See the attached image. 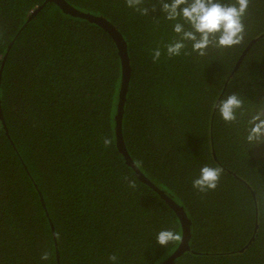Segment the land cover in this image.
<instances>
[{"label": "trees", "instance_id": "1", "mask_svg": "<svg viewBox=\"0 0 264 264\" xmlns=\"http://www.w3.org/2000/svg\"><path fill=\"white\" fill-rule=\"evenodd\" d=\"M65 1L107 20L126 44L125 147L189 219L190 249L171 264H264V141L245 140L248 116L264 110V0H251L240 45L201 57L185 41L190 55L155 64L151 50L180 39L159 6L143 17L124 0ZM45 2L0 0V264H109L112 254L118 264H162L183 230L117 144V45L99 25ZM231 92L246 115L226 123L213 103ZM204 165L222 174L200 193L192 180ZM164 228L180 237L167 247L155 240Z\"/></svg>", "mask_w": 264, "mask_h": 264}, {"label": "clouds", "instance_id": "2", "mask_svg": "<svg viewBox=\"0 0 264 264\" xmlns=\"http://www.w3.org/2000/svg\"><path fill=\"white\" fill-rule=\"evenodd\" d=\"M125 5L140 16L147 17L156 12L158 6L163 12V19L171 23L174 33L180 37L172 42L152 49L150 52L152 62L159 63L162 55L168 59L190 55L186 52L185 41H191L193 53L203 57L207 54L209 47L225 49L240 45L245 38L244 19L248 13L251 0H234L230 4H221L218 0H157L156 4L146 6L147 0H124ZM185 23L190 25L186 30ZM213 109L226 123L237 121V113L243 117L244 101L234 92L229 93L223 100L213 103ZM247 135L248 143H259L264 141V110H258L248 116ZM103 147L107 150L112 145L108 136L101 138ZM222 174L218 166L204 165L199 170V175L192 180V187L200 193L214 191ZM124 181L131 189L136 188L135 180L128 176ZM57 238L59 235L57 234ZM179 235L171 228H164L155 235V240L160 246L167 247L171 242L178 240ZM41 261L50 259L48 251H44L40 257ZM109 264H118V256L112 254L108 257Z\"/></svg>", "mask_w": 264, "mask_h": 264}, {"label": "water", "instance_id": "3", "mask_svg": "<svg viewBox=\"0 0 264 264\" xmlns=\"http://www.w3.org/2000/svg\"><path fill=\"white\" fill-rule=\"evenodd\" d=\"M49 1H53L55 4H57L62 10L67 12L68 14H71L76 17H80L82 19H85L88 22L95 23L102 27L106 32L109 33V35L112 37L114 42L117 45L118 48V54L121 59V65H122V84H121V91L119 95V103L117 108V116H116V140L117 144L126 159L127 163L134 169L136 176L139 180H141L143 183L147 184L149 187L154 189L156 192L159 193V195L170 205V207L176 212L180 219V223L182 226V239L181 243L179 244V247L176 249V251L171 254L170 257H168L162 264H171L173 261H175L180 255H182L185 251L190 249L189 246V239H190V228H189V219L187 218L184 209L169 195H167L165 192L157 188L135 165L133 160L130 158L127 149L125 147L123 137H122V119H123V113H124V102H125V96L128 90V79H129V72H130V66H129V58H128V52L126 44L119 33V31L113 26L111 23H109L107 20H105L102 17L95 16L90 13H85L82 11H79L72 7L70 4H68L65 0H46L45 4ZM44 4V5H45ZM43 5V6H44ZM42 8V6L37 10L39 11ZM35 11L32 16L36 14ZM1 72V71H0ZM44 205V204H43Z\"/></svg>", "mask_w": 264, "mask_h": 264}, {"label": "rangeland", "instance_id": "4", "mask_svg": "<svg viewBox=\"0 0 264 264\" xmlns=\"http://www.w3.org/2000/svg\"><path fill=\"white\" fill-rule=\"evenodd\" d=\"M264 156V155H263Z\"/></svg>", "mask_w": 264, "mask_h": 264}]
</instances>
